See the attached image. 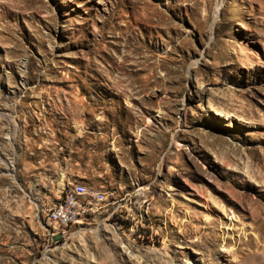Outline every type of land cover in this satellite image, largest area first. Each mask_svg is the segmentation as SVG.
<instances>
[{
  "label": "rangeland",
  "instance_id": "rangeland-1",
  "mask_svg": "<svg viewBox=\"0 0 264 264\" xmlns=\"http://www.w3.org/2000/svg\"><path fill=\"white\" fill-rule=\"evenodd\" d=\"M36 110L106 200L4 213L0 264H264V0H0L3 132Z\"/></svg>",
  "mask_w": 264,
  "mask_h": 264
},
{
  "label": "crops",
  "instance_id": "crops-1",
  "mask_svg": "<svg viewBox=\"0 0 264 264\" xmlns=\"http://www.w3.org/2000/svg\"><path fill=\"white\" fill-rule=\"evenodd\" d=\"M2 127L0 123V216L38 217L66 185H103L63 116L28 111L13 115L4 132Z\"/></svg>",
  "mask_w": 264,
  "mask_h": 264
},
{
  "label": "bare ground",
  "instance_id": "bare-ground-1",
  "mask_svg": "<svg viewBox=\"0 0 264 264\" xmlns=\"http://www.w3.org/2000/svg\"><path fill=\"white\" fill-rule=\"evenodd\" d=\"M218 10H219V4H215L214 12H213V19H215L217 17ZM62 194L63 195L61 196V199L58 200L55 204L50 205L49 207L71 208V200L69 198L65 197V196H71V195L72 196H78L79 202H87L86 201L87 200V189L84 186V184H82V183H76V182L72 183V185L70 187L67 186L63 190ZM253 207H255V206H253ZM89 209H90V207H88L87 205H76V213L78 214L77 216H69V217H66L64 219H60L57 217H47V219L51 223L62 224L64 226L79 225V221L86 217V214L89 212ZM221 251H223V249H221Z\"/></svg>",
  "mask_w": 264,
  "mask_h": 264
},
{
  "label": "built area",
  "instance_id": "built-area-1",
  "mask_svg": "<svg viewBox=\"0 0 264 264\" xmlns=\"http://www.w3.org/2000/svg\"><path fill=\"white\" fill-rule=\"evenodd\" d=\"M63 195V194H62ZM71 200V208H64V207H49L48 205L44 206V217H57L60 219H64L69 216H77L76 213V205H95V202L98 200H106L105 198H100L98 200H90V202H79L78 196H65ZM49 228V227H47Z\"/></svg>",
  "mask_w": 264,
  "mask_h": 264
}]
</instances>
